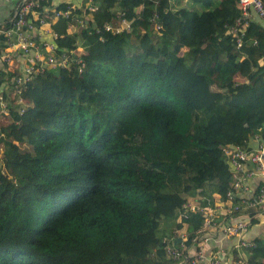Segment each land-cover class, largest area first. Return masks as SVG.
Instances as JSON below:
<instances>
[{"label": "trees", "instance_id": "16d2710c", "mask_svg": "<svg viewBox=\"0 0 264 264\" xmlns=\"http://www.w3.org/2000/svg\"><path fill=\"white\" fill-rule=\"evenodd\" d=\"M190 1L93 0L90 12L82 0L52 20L68 66L27 81L18 95L26 106L0 124V264H174L164 236L178 230L196 245L219 202L228 208L215 221L263 225L246 204L252 193H226L222 146L249 148L264 134V19L253 16L236 47L228 27L238 0ZM122 17L129 29H105ZM19 70L4 68L2 80L13 87ZM251 241L244 261L264 264V240Z\"/></svg>", "mask_w": 264, "mask_h": 264}, {"label": "built area", "instance_id": "2783aa9c", "mask_svg": "<svg viewBox=\"0 0 264 264\" xmlns=\"http://www.w3.org/2000/svg\"><path fill=\"white\" fill-rule=\"evenodd\" d=\"M240 5V13L234 22L228 27V32L232 34L237 47L241 46V36L244 34L243 27L249 22L253 16H260L264 19V0H238ZM39 0H19L15 4L10 26H0V36L5 37L6 46L0 48V82L3 78V69H8L4 65H8L11 60L10 50H18L24 56L26 62H21L20 70L14 74L12 78L13 92H20V88L25 86L36 74L43 72L48 67L55 68L58 65L67 63V55L62 54L56 56L54 37L56 33L50 27L51 19L57 17H68L72 13V6H67L64 10H53L52 15L47 9H39ZM89 9L95 6L89 5ZM41 10V11H39ZM152 19H157L154 14ZM130 23L122 18L120 26L114 27L110 22L105 24V29H114L119 32L122 28H129ZM155 28H161L159 22L155 23ZM0 114L7 115L9 110L6 101L0 95ZM249 148L240 147L236 144H227L222 146V152L229 164L231 183L226 189L228 196L234 191L252 193L251 200L246 201L247 206L255 209L257 212L264 213V134H254L251 137ZM259 178L263 183L250 185V179ZM258 187L256 192L252 189ZM228 208L225 202H219L216 208L206 216L205 223L209 226V231L200 236V240L194 246H186L185 232L173 230L171 234L164 236V250L166 256L175 261L174 264H227L225 256L227 251L225 247L218 245L213 246L210 241L216 243L220 240V234L224 238H234V248L237 257L234 264H246L240 249L248 244L253 245L251 240L243 237L246 231L249 218H238L235 221L226 220L225 222H217L214 220V213L217 209ZM239 210V206L234 208ZM263 217L264 225V214ZM218 235L219 238L216 237ZM176 238L180 239V243H176ZM189 251L185 253V250Z\"/></svg>", "mask_w": 264, "mask_h": 264}, {"label": "crops", "instance_id": "0c3cea01", "mask_svg": "<svg viewBox=\"0 0 264 264\" xmlns=\"http://www.w3.org/2000/svg\"><path fill=\"white\" fill-rule=\"evenodd\" d=\"M18 1L19 0H0V21L3 24H5V21H9L10 18L12 17V13L14 11L15 4ZM59 1L60 2H71V3L75 4V5H80V4L82 5V0H51L52 4H54V5H57V3ZM172 2L174 4H178L179 2H181V3H184V4L188 5V7L194 6V4L190 0H177V2H175V0H172ZM72 26L73 25L70 24L69 25V29H71ZM10 52H11V60H10L8 65H9L10 70H11L12 68H18L19 67V65L21 64L20 63L21 58H20V54H19L18 50L14 49V50H10ZM4 90H5V93H6V99L5 100L9 103V106L13 107L14 103L22 105V106L26 105L25 101L21 102V101H18V99H16L14 103H11L9 101V99H8L9 95L8 94H9V91L12 90L11 89V83H9V87L5 86ZM4 116H8L9 117V115H4ZM0 124H4V123L0 122ZM0 151H1V148H0ZM251 181H252V184H253V182L257 181V178L253 177L251 179ZM256 236H258V237H260V238H262L264 240V226L262 224L261 225H252V226H250V228L245 233V237L247 239H249V240H252ZM216 237L219 238L218 235H216ZM231 243H233L232 239L224 238L221 234H220V240L217 241L216 243H214L213 241H210V244L215 246V247H216V245H218L220 247H222V246L225 247L227 252H228L227 249L231 245ZM228 255L231 258V254L229 252H228ZM224 259L228 260V256H225ZM225 263H227V262H225Z\"/></svg>", "mask_w": 264, "mask_h": 264}, {"label": "clouds", "instance_id": "9594fccd", "mask_svg": "<svg viewBox=\"0 0 264 264\" xmlns=\"http://www.w3.org/2000/svg\"><path fill=\"white\" fill-rule=\"evenodd\" d=\"M66 4V7L65 8H56V6L57 5H54V6H51V7H49L47 10L48 11H51L52 10V13H53V10L55 9V10H64V9H66L67 8V6H72V12H73V9H74V6H78V5H75V4H73V3H71V2H66L65 3ZM81 5V4H80ZM89 5H92V6H95V8L94 9H89V8H87ZM188 6V5H187ZM96 4L95 3H93V0H88V2H87V4H86V8L90 11V12H92L93 10H95L96 9ZM52 13H50L51 15H52ZM72 14V13H71ZM155 14V13H154ZM153 14V15H154ZM53 16V15H52ZM62 17V16H61ZM65 17V16H64ZM153 17V16H152ZM152 17H151V20L154 22V28H155V23L157 22L156 21V19H152ZM122 18H124V17H122ZM54 18H52L51 19V22H52V20H53ZM124 19H126V18H124ZM127 20V19H126ZM127 21H129V20H127ZM108 23V22H107ZM110 23H112V22H110ZM129 23H130V27H131V22L129 21ZM72 24V23H71ZM81 24V23H80ZM106 24V23H105ZM73 25V24H72ZM4 27H7V26H4ZM50 27H51V23H50ZM129 27V28H130ZM129 28H127V29H129ZM160 29V28H159ZM159 29H156L155 28V30H159ZM53 31V30H52ZM2 46V47H1ZM0 46V48H3V47H5L6 46V42H5V40H3V42H2V45ZM236 46V45H235ZM237 47V46H236ZM19 52V54H20V58H21V60H20V63L22 62H26V60L24 59V56L22 55V53L20 52V51H18ZM62 54H65V55H67V60H68V52H67V50H64L60 55H58L57 57H60ZM21 65V64H20ZM20 65H19V67H18V69L20 68ZM58 66H61V65H58ZM58 66H56V67H58ZM62 66H68V61H67V63L66 64H64V65H62ZM4 67H7L8 69H5L6 71H9L10 70V67H9V65H4ZM55 67V68H56ZM48 68H50V67H48ZM0 84H2V86L0 87V90L3 88L4 89V87L6 86V84H8L9 85V83L7 82V79L5 80V79H3L2 81H1V83ZM11 89H12V91H13V87L11 86ZM16 93V95H17V98H19V101H21V102H23L24 100H23V98L21 97V95L20 96H18L19 95V93L20 92H15ZM0 95H1V93H0ZM2 96V95H1ZM4 99V98H3ZM5 100V99H4ZM6 101V100H5ZM6 103H7V107H8V110H9V114H7V115H9V117H11L10 116V106H9V103L6 101ZM26 105H19V104H16V106H15V108H13V109H17V110H20V108H21V110L25 107ZM12 109V108H11ZM1 115H3V114H1ZM0 135H2V136H4V134H0ZM0 148H1V151H0V158L2 157V151H3V149L5 148V144L2 142V143H0ZM1 162V161H0ZM4 165V164H3ZM5 169V168H4Z\"/></svg>", "mask_w": 264, "mask_h": 264}, {"label": "rangeland", "instance_id": "374dc122", "mask_svg": "<svg viewBox=\"0 0 264 264\" xmlns=\"http://www.w3.org/2000/svg\"><path fill=\"white\" fill-rule=\"evenodd\" d=\"M72 24H73V26L71 27V30H72L73 33H75V32H77L79 30V27H78V24H76V23H72ZM78 50L83 51L81 48H79ZM243 70H244L243 68L240 69V71H243ZM236 79L239 80V81L244 80L242 77H240V75ZM5 80H6V78H5ZM6 86H8V84H6ZM214 88H215V86H214ZM8 95H9L8 99H9V101L11 103H14L16 99H18V101H19V98H17L16 93L13 92L12 90L9 91ZM13 105H14L13 107H11V106L10 107L11 108H15L16 103H14ZM20 111H21V108H20ZM9 120H10V117L4 116V115H0V122L7 123Z\"/></svg>", "mask_w": 264, "mask_h": 264}]
</instances>
